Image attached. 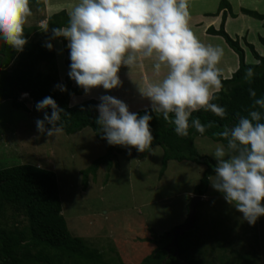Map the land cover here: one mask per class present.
<instances>
[{
    "label": "rangeland",
    "instance_id": "374dc122",
    "mask_svg": "<svg viewBox=\"0 0 264 264\" xmlns=\"http://www.w3.org/2000/svg\"><path fill=\"white\" fill-rule=\"evenodd\" d=\"M228 1L235 19L240 8L264 14V0ZM77 3L78 0H30L32 16L24 27L36 30L28 42H45L48 31H44L43 25L48 18L62 10L70 12ZM188 8L190 11L195 7ZM263 23L243 15L231 24L233 29L247 30L244 40L259 53L264 50L257 42L264 34ZM244 35L243 32L235 37L241 46ZM198 38L204 45L214 47L223 42L214 43L211 36ZM51 42L53 65L62 80L67 72L62 44L60 40ZM242 48L247 64L255 63L248 47ZM49 67V63H39L36 71L46 74ZM20 100L27 102L29 112L11 107L9 101H0V169L28 164L52 171L69 233L88 248L98 250L106 263L143 264L154 249L170 244V237L162 236L185 222L188 204L195 196L194 187L205 170L203 164L168 161L161 174L163 152L156 146L142 159L138 151L116 154L110 163L101 164L95 172L89 171L93 162L105 154L104 143L95 138L92 130L87 127L71 135L62 131L52 137L39 133L35 122L43 119L42 111L28 97L21 95ZM82 100L76 97L72 103ZM194 146L199 155L208 156L217 165L213 153L222 146L220 143L196 137ZM215 175L209 178L206 194L197 205L194 227L187 231L190 233L186 241L192 242L189 257L196 264H264V216L250 225L213 188ZM6 219L8 224L12 222L9 215ZM19 220L26 224L22 218Z\"/></svg>",
    "mask_w": 264,
    "mask_h": 264
},
{
    "label": "clouds",
    "instance_id": "9594fccd",
    "mask_svg": "<svg viewBox=\"0 0 264 264\" xmlns=\"http://www.w3.org/2000/svg\"><path fill=\"white\" fill-rule=\"evenodd\" d=\"M32 16L30 0H0V39L17 52L27 44L24 26ZM47 32L49 26L43 25ZM53 37L69 41V77L85 93L97 87L112 90L121 86L118 75L122 66L142 65L150 59L157 75L167 69L159 82H149L142 96L151 101L152 111L162 114L174 124L175 133L189 135L193 127L203 134L212 127L191 119L200 110L210 111L223 119L224 107L213 103L222 88L219 64L223 50L204 45L189 27L188 0H78L69 12L66 27L52 29ZM46 47L51 50L52 44ZM254 69L246 70L244 80L249 84ZM66 91L62 85H57ZM251 97L256 91L249 88ZM27 93L22 96H27ZM97 123L104 139L110 145L150 151L154 136L150 128L152 116H139L129 111L126 103L111 96L100 97ZM264 109V98L255 99L254 105ZM51 108L36 120L39 133L49 137L63 131L60 108L51 97L37 102L36 109ZM170 114L174 118L170 119ZM65 116L67 114L65 113ZM260 111H250L248 117L239 116L238 122L225 128L220 135L227 140L226 148L219 146L213 156L217 160L215 181L212 186L224 199L242 213L243 218L255 225L264 216V122ZM45 122L51 125L45 127Z\"/></svg>",
    "mask_w": 264,
    "mask_h": 264
},
{
    "label": "trees",
    "instance_id": "16d2710c",
    "mask_svg": "<svg viewBox=\"0 0 264 264\" xmlns=\"http://www.w3.org/2000/svg\"><path fill=\"white\" fill-rule=\"evenodd\" d=\"M222 12L221 22L218 29L210 26L206 33L221 37L226 45L237 55L238 69L228 79L220 76L222 88L214 94L218 97L213 103L224 107L226 116L221 119L210 111L200 110L193 113L191 119L199 118L201 123L212 127L206 128L201 134L195 128H189V135L181 137L175 133V126L163 118L162 114H156L152 108L139 110L136 113L143 116L145 113L152 116L150 128L154 136L152 148H162L161 174L166 168L168 161H189L203 164L205 170L194 187L195 196H204L209 186V178L215 175V164L208 156H201L194 146L196 137H206L213 142L220 143L226 148L227 140L220 133L225 128H230L238 122L239 116L248 117L250 111H260L261 122H264V109L254 105L255 99L264 98V56H260L253 45L244 44L248 47L252 57L257 61L255 64H247L244 61V50L238 38L230 37L224 24L226 17L235 18L231 11V5L227 0H221L217 13ZM240 12L254 19L264 21V14L241 8ZM69 22V14L64 10L51 15L48 18V35L46 41L27 42L22 52H17L0 39V101H9L11 107L29 112L27 102L20 100V96L27 93L30 102L36 106L37 102L51 96L57 105L64 109L61 114L64 125L63 132L67 135L77 133L89 127L95 138L104 143L105 154L95 160L89 171H96L101 164L110 163L116 154L134 153L135 148H126L119 145H110L104 139L101 126L97 123L98 102L90 99L71 106L70 99L74 96L85 95L83 88L72 80L70 71V50L67 47V39L53 37L52 29L66 27ZM264 28V25H263ZM36 28L24 27V35L28 41ZM52 40H60L64 52V64L67 68L63 81H60L54 68V52L46 47ZM260 44L264 47V37H259ZM39 63H49V73L43 74L36 71ZM14 67L9 69L10 66ZM251 67L255 75L252 83L244 80L246 70ZM57 85H62L66 91H61ZM249 88L256 91V97L249 94ZM52 109L42 111L51 115ZM65 113L67 116H65ZM174 114H170V119ZM47 128H50L45 122ZM151 148V150H152ZM150 150V151H151ZM150 151L140 152L139 158H144ZM7 215L12 219L7 223ZM25 220L26 224L19 219ZM20 224V225H19ZM174 229V228H173ZM172 229V230H173ZM171 230V231H172ZM167 232L163 238L168 237ZM188 233L179 236L177 240V256L174 249L165 246L157 247L152 254L143 260V264H196L189 257L188 251L192 242H187ZM167 239V238H166ZM171 240V237H170ZM109 264L102 259L101 253L96 249L88 248L83 241L73 237L66 222L61 215V203L56 176L52 171L33 165H16L0 169V264ZM164 261V262H163Z\"/></svg>",
    "mask_w": 264,
    "mask_h": 264
},
{
    "label": "crops",
    "instance_id": "0c3cea01",
    "mask_svg": "<svg viewBox=\"0 0 264 264\" xmlns=\"http://www.w3.org/2000/svg\"><path fill=\"white\" fill-rule=\"evenodd\" d=\"M220 1L221 0H188V7H190L191 5H193L195 7L194 10H190V11L188 8L189 25L192 24L189 27L193 31V33L196 34L197 38L200 35L201 36H211L214 43L215 42L217 43V41L218 42L223 41V42H219L218 44H216L218 47H220L223 50L222 58H221L219 64L217 65V67L220 70L221 76L224 79H228L238 69V66H239L238 57L226 45V43L224 42V40L221 37L214 36V35H208L206 33V30L209 28L210 25H213L214 27L217 26L214 29L219 28V24L221 22V15H222L223 11L219 12L218 14H216V13H217V9H218V6L220 4ZM240 10H241V8H240ZM249 10L255 11V9H249ZM68 13H69V11H68ZM260 14H262V13H260ZM237 15H239V17L237 19L232 18L229 15L226 17L224 29L227 32V34L232 38H235V37H237L238 34H242L244 32L245 35L242 36L241 39L246 40V38H247V35H246L247 30L246 29H244L243 27H240L238 29L232 28L231 23H234L235 21L242 18L244 14L239 12V14H237ZM245 16H247V15H245ZM201 20H209V21L207 23H200ZM263 25H264V23L262 24V29H264ZM259 37H264V34H262V36H259ZM259 37L257 38V42L260 44ZM198 40H199V38H198ZM68 43H69V41L67 40V45H68ZM249 44L253 45L252 43H249ZM244 46H246V45L243 42L241 47H244ZM260 46L263 47L261 44H260ZM254 49H255V47H254ZM245 54L246 53H244V61H245V63H247ZM258 54L260 56H264V50H260V52ZM253 62L256 63L257 61L254 59ZM255 63H253V64H255ZM166 73H167V69H162L160 75H157L154 68H153V61L150 59H145L142 61V65L134 66L131 68H128L127 66H122L119 73H118V75L122 81V84L120 87L112 89V90H105V89H103L102 86L94 88L90 92L85 93V95L71 97L70 105L71 106L76 105V104L72 103V99L76 98V97L83 99L81 101V103L84 101L93 99V100L97 101L98 105H99L102 102L100 100V97H102L104 95H111V96L123 101L124 103H126L128 108H129V111L133 112V113H136L139 110L152 108L151 107V101L148 98L142 96L140 91L144 90L147 86V83H149V82H159L161 79H163V76L166 75ZM63 79L61 80L59 78L60 81H63ZM213 92L214 93L216 92L215 89H213ZM97 112L99 114L98 108H97Z\"/></svg>",
    "mask_w": 264,
    "mask_h": 264
},
{
    "label": "water",
    "instance_id": "95a60500",
    "mask_svg": "<svg viewBox=\"0 0 264 264\" xmlns=\"http://www.w3.org/2000/svg\"><path fill=\"white\" fill-rule=\"evenodd\" d=\"M202 196H192L189 204H188V213L187 218L183 224L180 226L175 227L170 234H167L168 237H171L170 244L165 248L167 254H169V249H174V255L177 256L178 249H177V240L179 236H183V234L194 227L195 224V216H196V208L201 200Z\"/></svg>",
    "mask_w": 264,
    "mask_h": 264
}]
</instances>
